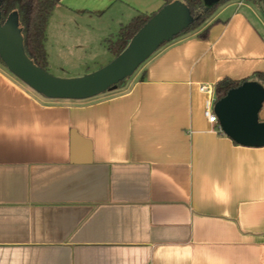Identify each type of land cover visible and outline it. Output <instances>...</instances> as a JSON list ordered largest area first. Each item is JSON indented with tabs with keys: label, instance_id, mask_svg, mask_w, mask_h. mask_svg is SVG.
<instances>
[{
	"label": "crops",
	"instance_id": "0c3cea01",
	"mask_svg": "<svg viewBox=\"0 0 264 264\" xmlns=\"http://www.w3.org/2000/svg\"><path fill=\"white\" fill-rule=\"evenodd\" d=\"M256 72L264 18L243 0L93 99L42 98L0 68V264H264V147L220 132L200 91Z\"/></svg>",
	"mask_w": 264,
	"mask_h": 264
},
{
	"label": "water",
	"instance_id": "95a60500",
	"mask_svg": "<svg viewBox=\"0 0 264 264\" xmlns=\"http://www.w3.org/2000/svg\"><path fill=\"white\" fill-rule=\"evenodd\" d=\"M219 0H205L206 7ZM194 15L181 1L162 8L132 39L127 49L101 70L80 78L61 79L37 67L27 56L16 14L3 24L0 4V59L6 68L32 90L49 100L83 101L114 92L132 78L166 43L182 35ZM264 87L246 82L218 99L214 106L222 132L236 144L264 147Z\"/></svg>",
	"mask_w": 264,
	"mask_h": 264
},
{
	"label": "rangeland",
	"instance_id": "374dc122",
	"mask_svg": "<svg viewBox=\"0 0 264 264\" xmlns=\"http://www.w3.org/2000/svg\"><path fill=\"white\" fill-rule=\"evenodd\" d=\"M131 1L62 0L47 29V71L57 78L71 79L95 73L109 65L116 57L109 51L107 40H116L121 27L135 16H130L127 7L123 5L134 4ZM253 4L260 9V15L264 18V11L259 3ZM212 19L213 17L207 24ZM0 68L32 92L45 98L15 77L1 63Z\"/></svg>",
	"mask_w": 264,
	"mask_h": 264
},
{
	"label": "trees",
	"instance_id": "16d2710c",
	"mask_svg": "<svg viewBox=\"0 0 264 264\" xmlns=\"http://www.w3.org/2000/svg\"><path fill=\"white\" fill-rule=\"evenodd\" d=\"M62 0H0L1 20L4 24L10 16L16 14L19 20V29L24 40V48L29 59L39 68L47 71V53L45 44L47 41V29L55 9L61 4ZM181 1L194 15V22L191 26L174 41L164 44L162 48L172 44L185 35H190L200 31L207 22L214 17L219 9L231 3L233 0H219L214 6L206 7L205 0H164L165 6ZM252 3H259L264 11V0H249ZM161 8V9H162ZM160 9V10H161ZM159 10V11H160ZM152 14L138 13L128 24L123 25L116 37V40H107L109 51L118 57L129 46L135 35L159 12ZM214 21L213 23H216ZM210 26L204 29L199 36L205 37ZM158 50V51H159ZM157 51V52H158ZM0 63L5 66L0 59ZM6 67V66H5ZM129 79L120 83L116 91L125 88ZM246 82H257L264 87V72H256L251 77L244 80L224 79L215 86L217 100L225 97L232 89L240 87Z\"/></svg>",
	"mask_w": 264,
	"mask_h": 264
},
{
	"label": "built area",
	"instance_id": "2783aa9c",
	"mask_svg": "<svg viewBox=\"0 0 264 264\" xmlns=\"http://www.w3.org/2000/svg\"><path fill=\"white\" fill-rule=\"evenodd\" d=\"M200 91L202 93L207 94V96H208L207 100H206L205 112H204L205 118L212 125L218 126L219 131L222 132V130H221L220 126H219V122H218L217 116L214 113V106H215V103L217 101V98H216V95H215V88L209 87V86H202L200 88Z\"/></svg>",
	"mask_w": 264,
	"mask_h": 264
}]
</instances>
